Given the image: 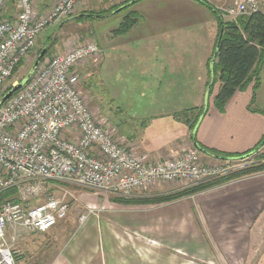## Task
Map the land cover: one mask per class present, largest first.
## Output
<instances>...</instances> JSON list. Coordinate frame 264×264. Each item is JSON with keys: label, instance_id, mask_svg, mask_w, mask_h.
<instances>
[{"label": "crops", "instance_id": "crops-1", "mask_svg": "<svg viewBox=\"0 0 264 264\" xmlns=\"http://www.w3.org/2000/svg\"><path fill=\"white\" fill-rule=\"evenodd\" d=\"M125 1H80L78 10L103 4L117 8L107 18H99L101 21L113 19L109 25H102L104 31L99 33L102 43L109 46L105 48L96 41L100 52L78 69L86 77L92 75L93 78L97 73V76L118 83L112 99L141 119L133 133H121L136 152L147 153L156 160L181 155L189 147L196 146L190 124L206 103L209 61L219 30L218 16L199 0H135L119 9ZM124 9L127 10L122 11ZM129 14L136 18V23L126 33L115 34ZM206 28L208 32L204 31ZM105 50L112 52L105 55ZM105 56L110 58V66L105 63ZM90 68L95 71L92 73ZM259 77L256 107L264 109V68ZM254 83L238 90L225 110L220 111L214 105L220 87V82H216L207 101L208 111L197 126V140L201 146L223 154H240L262 140L264 115L249 109ZM179 97L184 104L177 102ZM188 109L194 110L187 113L190 122L183 119ZM201 153L206 158L211 155ZM164 185L150 188L156 191L153 195L179 189V185L165 188ZM114 205L119 210L111 212L116 222L136 216L144 229L149 227L150 233L152 227L157 229V235L90 216L81 222L79 217L81 225L76 229V239L90 254L86 264L92 263L94 258L100 264H167L168 256L182 264H199V261L264 264V172L174 201L142 203L141 208L137 203L114 202ZM70 220L75 222V216ZM55 240L59 241V237ZM73 245L71 241L66 242L54 254L50 250V257L48 249L44 248L47 258L37 251L40 258L36 254L33 263L40 264L43 259L45 264H83L79 262L80 257L72 255ZM18 260L17 263L22 261Z\"/></svg>", "mask_w": 264, "mask_h": 264}, {"label": "built area", "instance_id": "built-area-1", "mask_svg": "<svg viewBox=\"0 0 264 264\" xmlns=\"http://www.w3.org/2000/svg\"><path fill=\"white\" fill-rule=\"evenodd\" d=\"M80 1L55 0L44 6V0H0V100L39 35L72 15ZM203 1L224 17L264 14V0L227 5ZM99 52L96 41L85 40L53 55L0 106V193L16 189L15 195L23 196L35 193L44 182L58 181L130 197L166 183L198 186L234 171L230 158L203 159L196 146L161 160L136 152L107 118L94 114L80 90L78 66ZM95 208L88 207L80 219H87ZM70 209L69 201L57 197L34 205L13 195L5 199L0 207V264H17L16 250L7 243L9 233H14L15 243L20 229L46 231L67 218Z\"/></svg>", "mask_w": 264, "mask_h": 264}, {"label": "rangeland", "instance_id": "rangeland-1", "mask_svg": "<svg viewBox=\"0 0 264 264\" xmlns=\"http://www.w3.org/2000/svg\"><path fill=\"white\" fill-rule=\"evenodd\" d=\"M52 1L54 2L55 0H52ZM233 1L234 0H213V2H216L217 4L222 3V5H225L226 3H232ZM49 3L50 4L48 6H50L52 2H49ZM103 5L97 6V7L96 6L89 7V10L90 9H94L96 11L106 10V9H110L115 6V5H110V4L108 6L107 4L105 6ZM86 9L88 8H82L80 10L76 9V11L71 16L66 18V20H68L67 23L65 21V22H62L61 25H59L60 23L50 25L46 28V30L43 33L39 35L36 41L35 47L32 49L31 52H29L26 55L23 63L16 70V72L12 74V76L7 81L4 87L5 91L3 93H6V89L9 86H11L12 83L16 81L18 82L21 81V79H23L27 75V73L30 71L35 59L37 58V56L39 55L43 47L48 46L49 50L41 64L49 61V59L53 55L59 52H62L64 50L71 49L74 46V44L79 41L84 42L85 40H88V41L90 40V41H97L99 43H102V39L99 34V33H102V31H104V28H102V25H109L113 19L101 21L99 18L93 19V18L87 17L78 22L73 18L79 15L80 12H83ZM127 9H124L122 11H126ZM240 17L241 16L224 17V19L237 21ZM105 18L107 17H103L101 19H105ZM64 23L66 24L64 25ZM204 31L208 32V29L206 28V30ZM109 36L111 37V35ZM193 37L197 41V38L194 35ZM55 40H56V43H53ZM103 46L106 48L109 45L103 44ZM110 52L112 51L105 50V55H107ZM105 57H106L105 63H107V66H110V58L108 59L107 56ZM89 71L93 73L95 69L90 68ZM96 74L92 78L91 77L92 75L86 77L84 74L82 75L81 73V78L79 82L80 90L87 97L89 106L94 111V114L97 117H100V115H102L104 118H107L112 123V125L117 129L120 126L121 130L118 129V133L122 136H124L123 134L127 133V131L133 133L135 131V128L140 126L141 119L138 118V115H136L135 113L131 114V110L128 109L126 106H121L118 100L112 99L111 96L114 92V88L118 85V83L108 81L106 80L105 77L103 76L100 77L99 74H98L99 76L98 77ZM254 81L255 79L253 80V82ZM177 102L184 104L182 102L181 97L177 99ZM124 139L126 141V137ZM203 159L207 160L208 156L207 158L203 156ZM262 162H264V143L260 145L259 150L255 151L249 156L238 158V160L231 159V164L233 165L234 171L230 173L229 175L231 177H237L235 178L236 180V179L246 178V177H250V176L262 173L261 171L257 172L256 170H253L254 167L260 165V163ZM168 185H170V187L178 186V184L177 186L173 184H165L164 188L168 187ZM38 188L39 190H37L35 193L26 192L23 196L19 193L17 196L15 195L16 193H14L13 196L19 199H25L31 205L46 201L49 197H57V198L65 199L69 201L71 205V209L68 213V216L69 215L70 216L65 218L63 221L57 222L54 225V227L52 226L51 228H49L50 230L48 229L46 231L32 233V232H27L24 229H20L17 235V241L15 243L12 242V236L14 233H9L7 243H9L10 245L13 244V249L16 250V255H17L16 259L17 257H20L19 260H22L21 262H18L17 264H34L33 262H35L36 260L35 255L38 253H44V258H47L45 257L46 253L44 251V248L46 250L48 249L47 254H48V257H50V250L53 251V254H54L56 253L57 250L62 248L66 242H70V241H71V244L74 243L72 247V250H74L72 255H74L75 257H80L78 258L79 262L83 264L88 263L87 260L90 254L88 250L82 249L80 245L81 242H79L76 239L78 235V231L76 232V229L78 228L79 224L81 225V222H82V220L81 222H79L80 220H78V218L81 217L82 214H87V210L90 205H97V207L95 208V213H92L89 215L91 218H94V219L96 218L97 220L102 219L104 222H108L110 224L112 222L113 223L119 222L121 226L122 224H125L127 228L131 230H138L141 232H146L149 235L151 233L157 235V229L155 230V228L152 227L151 233H150L149 227L144 229L142 226V222L136 219V216L132 220L130 218L125 219V220L124 218H121L120 220L116 222V219L113 218L111 214V212L119 211V210H116L118 206L114 205V202H117V204H127V203L114 201L113 197L115 195L107 194V193H104L103 191H98V190L90 189L87 187L78 186L72 183H65V182H58V181L44 182L41 185H39ZM153 189H146L147 191L143 190L142 192L136 193L133 196H146L148 194L149 195L151 194L152 196L154 193H156V191ZM157 195L158 194L154 196H157ZM131 204H134V203H131ZM141 204L142 203H138L137 207L141 208L140 206ZM146 204H150V203H146ZM151 204H157V203H151ZM97 208L99 209V211ZM112 209H115V210H112ZM156 213L159 214L160 212H156ZM158 214H156L157 220L159 218ZM73 215L75 216V222L73 220L68 221L69 219H72ZM68 224L70 226H68ZM74 233L76 234L74 235ZM56 237H59V241L55 240ZM171 244L173 245V243ZM179 246H182V244ZM38 247H40L41 250ZM170 251H173V250L170 249ZM200 254L202 256L205 255L203 251ZM134 257H137V255L134 254ZM168 257L169 259H168L167 264H182L180 261L176 260L173 256H168ZM238 260L240 261V259ZM234 263L235 262H233V264ZM40 264H45L43 263V259H40ZM90 264H100V261L94 258L92 263ZM186 264H194V263L188 262ZM199 264H207V262L199 261Z\"/></svg>", "mask_w": 264, "mask_h": 264}, {"label": "trees", "instance_id": "trees-1", "mask_svg": "<svg viewBox=\"0 0 264 264\" xmlns=\"http://www.w3.org/2000/svg\"><path fill=\"white\" fill-rule=\"evenodd\" d=\"M126 0L124 3H126ZM200 2L208 5L214 10L219 19V30L217 38L215 41L214 51L212 57L209 61V80L208 85L209 93L208 96L212 93V90L216 82H220V87L218 93L214 99V105L220 110L224 111L227 102L234 96L238 90H244L247 86L255 79V84L253 88V95L251 103L249 104V109L253 112H259L264 115V109L261 107H256V96L257 90L260 85V71L264 68V14L261 11L253 12L249 15L241 16L237 21L226 20L224 19L217 8L208 4L203 0ZM52 0H44V6H48ZM13 3H9L12 9ZM117 6H114L106 10H94L86 9L80 13H88L91 15H83L82 17L76 16L73 17L76 21H81L87 17L96 19L108 17ZM9 15V13H8ZM71 16V15H69ZM68 16V17H69ZM67 17V18H68ZM66 19V18H65ZM71 19V18H70ZM63 21H65L63 19ZM60 21L59 25H61ZM68 20L66 21V23ZM64 23V25L66 24ZM136 23V18L132 15H126L120 26L114 31L115 34H124ZM63 26V25H62ZM51 38V37H50ZM56 43V40L53 42ZM49 50V49H48ZM48 53V51H47ZM46 53V55H47ZM44 56V58L46 57ZM43 58V59H44ZM214 58L213 66L211 67V61ZM25 59L23 58L20 63L16 66L13 73L20 67ZM43 61V60H42ZM12 73V74H13ZM22 80V79H21ZM12 85L6 89V92L11 89ZM255 105V106H254ZM194 111L193 109H188L183 114V119L190 122L189 116L187 113ZM208 111V105H204L199 108L198 114L194 116L193 123L190 124L192 130V139L196 147L201 151L207 152L213 155L216 158H230L237 160L238 158H243L244 156H249L255 151L259 150L260 145L264 143V137L262 140L250 150L240 153V154H223L212 149H206L198 143L197 140V129L196 126L199 123L201 117H203ZM253 170L257 172H264V162L260 165L254 167ZM234 174V173H233ZM237 177H231L230 175L226 177L219 178L215 181L201 184L198 186L180 188L175 191L166 192L159 194L157 196H114V201L124 202V203H160L174 201L204 190H207L211 187L218 186L235 180ZM16 192V189L6 190L0 193V207L5 199L11 197ZM20 257H17V260Z\"/></svg>", "mask_w": 264, "mask_h": 264}, {"label": "water", "instance_id": "water-1", "mask_svg": "<svg viewBox=\"0 0 264 264\" xmlns=\"http://www.w3.org/2000/svg\"><path fill=\"white\" fill-rule=\"evenodd\" d=\"M133 1L135 0H132L131 2H127L125 3L123 6H121L119 9H123L125 7H127L128 5H130ZM119 9H117L116 11H118ZM83 15H91V14H88V13H80L78 16L82 17ZM65 21H67L65 19ZM63 21V22H65ZM62 24V22H61ZM48 51V46H45L41 49L39 55L37 56V58L35 59L30 71L27 73V75L21 80L19 81V83L17 84H14L11 89H9L4 95L3 97L1 98L0 100V106L6 101L8 100L16 91H18L30 78L31 76L34 74V72L37 70L38 66L40 65V63L42 62L44 56L46 55ZM213 63H214V58L212 59L211 61V67L213 66ZM211 84H209V86L207 87V90H206V103H205V106L207 105V101H208V93H209V87H210ZM202 118V117H201ZM198 126V124H197ZM197 126H196V129H197Z\"/></svg>", "mask_w": 264, "mask_h": 264}, {"label": "bare ground", "instance_id": "bare-ground-1", "mask_svg": "<svg viewBox=\"0 0 264 264\" xmlns=\"http://www.w3.org/2000/svg\"><path fill=\"white\" fill-rule=\"evenodd\" d=\"M218 10V9H217ZM219 11V10H218ZM219 13L221 14V16L224 18V16L222 15V13L219 11Z\"/></svg>", "mask_w": 264, "mask_h": 264}]
</instances>
